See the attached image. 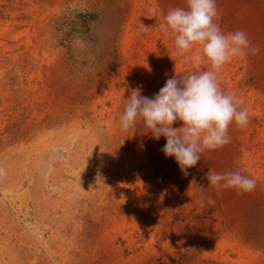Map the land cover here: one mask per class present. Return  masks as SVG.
<instances>
[{"label":"rangeland","instance_id":"obj_1","mask_svg":"<svg viewBox=\"0 0 264 264\" xmlns=\"http://www.w3.org/2000/svg\"><path fill=\"white\" fill-rule=\"evenodd\" d=\"M184 6L0 0V264H264V0H216L214 22L259 49L217 71L249 115L229 143L184 175L164 137L119 127L129 89L152 97L208 70L193 62L198 46L177 55L159 28ZM209 168L256 188L218 193Z\"/></svg>","mask_w":264,"mask_h":264},{"label":"clouds","instance_id":"obj_2","mask_svg":"<svg viewBox=\"0 0 264 264\" xmlns=\"http://www.w3.org/2000/svg\"><path fill=\"white\" fill-rule=\"evenodd\" d=\"M185 5L169 9L159 28L165 36L172 34L177 55L198 46L193 62L199 67L205 60L208 70L175 74L152 97L142 95L140 86L129 89L119 127L128 131L142 122L154 139L164 137L161 151L165 157L174 158L182 174L187 175V169L201 160L202 152L230 142V125H248L247 109L239 107L241 101L233 93L221 90L217 71L232 58L255 54L259 49L244 31L224 32L214 22L216 0H185ZM177 122L179 126L174 127ZM205 179L218 193L223 189L251 193L256 188V180L239 170L216 172L209 168ZM208 203L215 204V200L209 197Z\"/></svg>","mask_w":264,"mask_h":264}]
</instances>
